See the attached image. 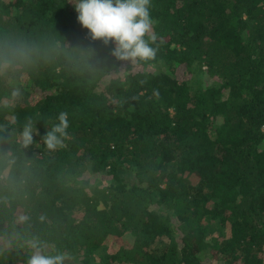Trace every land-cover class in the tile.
I'll use <instances>...</instances> for the list:
<instances>
[{
    "label": "trees",
    "instance_id": "1",
    "mask_svg": "<svg viewBox=\"0 0 264 264\" xmlns=\"http://www.w3.org/2000/svg\"><path fill=\"white\" fill-rule=\"evenodd\" d=\"M150 13L157 59L132 63L91 40L72 0H0V43L40 53L0 71V235L19 233L0 264H27L32 237L65 264H264V0Z\"/></svg>",
    "mask_w": 264,
    "mask_h": 264
},
{
    "label": "clouds",
    "instance_id": "2",
    "mask_svg": "<svg viewBox=\"0 0 264 264\" xmlns=\"http://www.w3.org/2000/svg\"><path fill=\"white\" fill-rule=\"evenodd\" d=\"M78 13V22L87 29L92 41H102L105 46L110 42L115 44L111 56L117 61L132 63H150L157 59L159 52V37L154 31L150 8L151 0H72ZM66 53L62 46H57ZM90 54L91 49L87 50ZM39 50L33 45L22 41H5L0 43V71L9 66H19L29 63L33 57L39 55ZM67 54V53H66ZM20 89H13L12 97L19 98ZM57 122L42 137L44 146L49 151H56L63 147V140L68 135L70 127L68 113L61 111ZM3 131V126H0ZM37 129L32 119H28L20 134V142L24 148L33 144ZM27 216H20L18 223L26 224ZM19 233H5L0 235V253L9 248ZM30 255L27 264H65L71 259L70 254L64 252H49L47 242L32 237L25 241Z\"/></svg>",
    "mask_w": 264,
    "mask_h": 264
},
{
    "label": "rangeland",
    "instance_id": "3",
    "mask_svg": "<svg viewBox=\"0 0 264 264\" xmlns=\"http://www.w3.org/2000/svg\"><path fill=\"white\" fill-rule=\"evenodd\" d=\"M132 240H133V238L130 235H127V236L122 237V238H116V239L115 238H111L110 241H108L105 244V246H106V248H108L109 251H113V250L118 249V247L121 244H124V243L125 244H129V243H131ZM0 247H3V244H0ZM206 259H207L206 260L207 261L206 262L207 264H224L222 261H218V260H215V259H213V260L210 261V258H208V257H206Z\"/></svg>",
    "mask_w": 264,
    "mask_h": 264
}]
</instances>
